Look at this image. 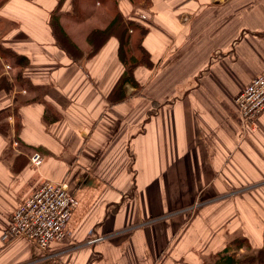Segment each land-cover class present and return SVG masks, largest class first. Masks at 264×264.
<instances>
[{"label": "crops", "instance_id": "obj_1", "mask_svg": "<svg viewBox=\"0 0 264 264\" xmlns=\"http://www.w3.org/2000/svg\"><path fill=\"white\" fill-rule=\"evenodd\" d=\"M115 2L148 28L150 64L133 72L143 91L116 88V35L92 54L71 33L73 0L0 7V264H214L263 250L264 114L244 129L235 97L264 69V0ZM47 179L79 200L66 238L4 241Z\"/></svg>", "mask_w": 264, "mask_h": 264}, {"label": "built area", "instance_id": "obj_2", "mask_svg": "<svg viewBox=\"0 0 264 264\" xmlns=\"http://www.w3.org/2000/svg\"><path fill=\"white\" fill-rule=\"evenodd\" d=\"M235 103L242 127L254 130L257 120L264 114V69L238 92ZM42 162L41 153L34 152L31 163L40 166ZM78 203L67 180L47 179L18 204L3 239L10 241L22 237L41 250H48L53 243L66 238V224Z\"/></svg>", "mask_w": 264, "mask_h": 264}, {"label": "trees", "instance_id": "obj_3", "mask_svg": "<svg viewBox=\"0 0 264 264\" xmlns=\"http://www.w3.org/2000/svg\"><path fill=\"white\" fill-rule=\"evenodd\" d=\"M7 0H0V7L6 2ZM84 1L85 0H73V6L76 9L77 13H74V16H77V14H80L84 17H90L94 13L96 0H87V8L84 9ZM104 1H110V0H100L101 3H105ZM92 2V4H91ZM114 3L116 5V2L114 0ZM90 5V6H89ZM114 5V4H113ZM89 6V7H88ZM84 9V10H83ZM107 16L110 18L108 19L106 25L102 28L100 27H94L91 32L87 35V38L90 40V42L93 44L94 48L92 50V54H94L98 48V44L101 40L110 37L112 35H116L120 41V58L126 65V71L121 76L120 80L118 81L116 88L118 90H121L126 83L134 84L135 86H138V82L136 81L134 77V70L140 63H148L150 62V56L146 49H144L142 42L143 38L148 32V28L141 24L137 19H129L127 22L124 21L123 15L121 12L118 11L117 6H113V9H111L110 12L107 11ZM136 32L135 36L132 37V32ZM68 46L70 49L77 52L78 47L75 46L71 41H68ZM97 44V45H96ZM132 49H138L140 52L145 53L148 58L147 61H141L134 57V55L130 58L127 57V49L125 47H129ZM143 63V64H144ZM237 247L239 248L243 242H237ZM264 257V249L259 250L257 256L253 255H247L242 258H237L234 254H229L227 251L225 253L221 254L218 260L214 264H256L258 261L260 264H264L261 262V258Z\"/></svg>", "mask_w": 264, "mask_h": 264}, {"label": "rangeland", "instance_id": "obj_4", "mask_svg": "<svg viewBox=\"0 0 264 264\" xmlns=\"http://www.w3.org/2000/svg\"><path fill=\"white\" fill-rule=\"evenodd\" d=\"M140 1V0H139ZM96 4H95V9H94V13L90 16V17H84V16H81L80 14H77V16H75V19L74 21L72 22H68L70 25H74V24H77L78 26H73L74 29L72 28V34L74 36H76V39H78L80 42H82L84 40V38L88 35V33L94 28V27H104L108 21V16H107V11H111V9H113V5L112 1H110L111 3H109L108 5H103V6H99V2L100 0H96L95 1ZM87 0L84 1V9L87 8L86 4H87ZM92 4V2H91ZM90 6V5H89ZM88 6V7H89ZM107 6V7H106ZM83 9V10H84ZM107 9V10H106ZM88 21V22H86ZM85 22V23H84ZM84 24H86L87 26H84ZM76 33V34H75ZM83 35V36H82ZM136 34H134L135 36ZM83 37V38H82ZM210 41V40H208ZM127 49V57L130 58L131 55L134 57L136 56L137 59L141 60V61H147V58L148 56L145 54V53H142L140 52L138 49H132L129 47H125ZM144 63V62H143ZM147 63V62H146ZM148 64H150V62H148ZM147 81V79H146ZM147 84H145V81L141 82V83H138V87L140 86V89L141 91H143V87H146ZM149 86V85H148ZM143 97H148V95H144ZM150 101L152 102V98L150 99ZM250 132V131H249ZM34 153L31 154V156L33 155ZM42 155V154H41ZM31 156H30V160H31ZM43 157V155H42ZM44 160V158H43ZM258 250H246L245 253L239 255L237 258H242L244 257L243 255L245 254H249V255H253V256H257ZM262 263H264V257L260 259ZM256 264H260L259 261L256 263Z\"/></svg>", "mask_w": 264, "mask_h": 264}]
</instances>
